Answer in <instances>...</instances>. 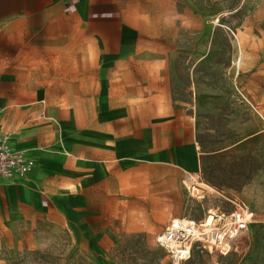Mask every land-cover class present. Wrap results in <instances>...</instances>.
Returning a JSON list of instances; mask_svg holds the SVG:
<instances>
[{
	"label": "crops",
	"instance_id": "1",
	"mask_svg": "<svg viewBox=\"0 0 264 264\" xmlns=\"http://www.w3.org/2000/svg\"><path fill=\"white\" fill-rule=\"evenodd\" d=\"M142 6L0 0V134L36 161L25 177H0V207L59 211L68 198H95L97 214L114 221L126 192L158 208L169 167L194 182L203 158L193 116L169 90V50L143 44Z\"/></svg>",
	"mask_w": 264,
	"mask_h": 264
},
{
	"label": "rangeland",
	"instance_id": "2",
	"mask_svg": "<svg viewBox=\"0 0 264 264\" xmlns=\"http://www.w3.org/2000/svg\"><path fill=\"white\" fill-rule=\"evenodd\" d=\"M142 1L143 44L169 50V90L193 116L203 160L189 184L204 198L188 192L187 172L169 167L158 208L126 192L114 221L97 214L95 198H68L59 211L0 207V264H174L157 244L166 227L153 225L157 217L200 222L239 204L257 218L236 247L224 255L196 244L182 264H264V0Z\"/></svg>",
	"mask_w": 264,
	"mask_h": 264
},
{
	"label": "built area",
	"instance_id": "3",
	"mask_svg": "<svg viewBox=\"0 0 264 264\" xmlns=\"http://www.w3.org/2000/svg\"><path fill=\"white\" fill-rule=\"evenodd\" d=\"M35 166V159L29 157L25 151L14 149L7 137L0 134V177L10 180L22 178ZM187 176L186 174L184 184L188 192L193 197L204 198V195L191 190L187 184ZM238 206L234 212L210 211L209 215L200 222L185 216L174 218L157 236V244L168 252L174 264H182L188 260L196 244L216 249L226 255L236 247L248 231L250 223L257 218L248 208L241 204ZM210 217L213 219L209 223Z\"/></svg>",
	"mask_w": 264,
	"mask_h": 264
},
{
	"label": "bare ground",
	"instance_id": "4",
	"mask_svg": "<svg viewBox=\"0 0 264 264\" xmlns=\"http://www.w3.org/2000/svg\"><path fill=\"white\" fill-rule=\"evenodd\" d=\"M218 20H219V19H218ZM218 20H217V21H218ZM218 22H219V21H218ZM193 192H194V193H197V192H195V191H193ZM197 194H198V193H197Z\"/></svg>",
	"mask_w": 264,
	"mask_h": 264
}]
</instances>
